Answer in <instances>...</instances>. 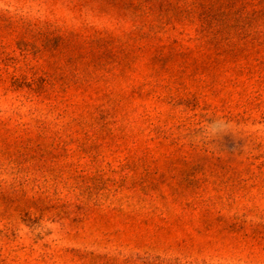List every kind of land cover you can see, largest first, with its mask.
Returning <instances> with one entry per match:
<instances>
[{"label":"rangeland","instance_id":"374dc122","mask_svg":"<svg viewBox=\"0 0 264 264\" xmlns=\"http://www.w3.org/2000/svg\"><path fill=\"white\" fill-rule=\"evenodd\" d=\"M0 264H264V0H0Z\"/></svg>","mask_w":264,"mask_h":264}]
</instances>
